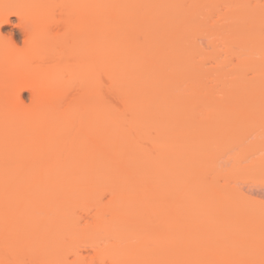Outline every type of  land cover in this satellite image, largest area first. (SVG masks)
I'll return each mask as SVG.
<instances>
[{
    "label": "rangeland",
    "instance_id": "obj_1",
    "mask_svg": "<svg viewBox=\"0 0 264 264\" xmlns=\"http://www.w3.org/2000/svg\"><path fill=\"white\" fill-rule=\"evenodd\" d=\"M116 3L108 36L121 57L112 80L100 71L86 85L91 95L80 83L59 90L77 98L76 130L113 126L112 157L95 156L79 132L57 153L12 166L30 145L15 153L17 139L4 140L11 130L0 121V264H97L113 235L137 233L146 235L137 250L155 264H196L207 253L214 262L264 264V0ZM21 98L28 106V93ZM66 103L45 110L65 115ZM103 105L122 121H88ZM36 107L33 117L44 116ZM43 134L38 144L57 138ZM201 238L228 250L211 251ZM133 253V264L146 259ZM106 256V264L118 260Z\"/></svg>",
    "mask_w": 264,
    "mask_h": 264
},
{
    "label": "bare ground",
    "instance_id": "obj_2",
    "mask_svg": "<svg viewBox=\"0 0 264 264\" xmlns=\"http://www.w3.org/2000/svg\"><path fill=\"white\" fill-rule=\"evenodd\" d=\"M118 1L119 0H0V121L7 122L11 130V135L9 134L4 140L17 139L16 146L13 149L15 153L18 147L26 143L30 145L26 153H16L17 159L13 161L11 165L15 163L14 166H23L27 161L20 159L30 155H32L33 160L36 161V158L41 159L50 152L57 153L60 146L62 147L61 144L63 142L77 139L80 136L79 132L82 137L84 136L87 138V142L81 141L82 144L94 145L96 147L95 156L102 154L108 157V160L112 157V155H109L111 153L109 152L108 145L111 144L110 139L111 135H113L111 134L113 132V126L111 125L109 128L105 126L104 130H101L99 133L94 131V128L90 126L82 132L77 127L76 130L74 128L75 126H73L74 122L71 120V115L73 116L74 113L72 104L77 98L75 99L74 96V98L72 96H67V98L65 95L61 96L59 90L62 91L60 88L63 86L68 87L80 83L85 84L84 90L86 92L90 89L87 88L86 85L94 81L93 79L100 71L106 73L109 79V76H113V74L116 73L115 69L121 56H119V50H117V48L119 49V47H117L118 45H115V48L113 46L114 43L112 44L113 41H110L111 37L108 35L110 33L109 29L112 28L113 11H117V8L119 9L120 7V3H116ZM6 26L13 28L8 34L2 35L1 29ZM112 76L110 80H112ZM92 92L90 89L86 94L91 95ZM23 93H28V106H25L22 101L21 95ZM69 97H72V99ZM59 100L61 102H59ZM66 101L68 102L66 103ZM63 102L67 104H64L65 109L63 113L65 115L62 114L60 116L56 113L51 115V113H48L50 110H45L47 107L50 108L55 104ZM33 106H38L36 108H38L39 112H41L42 109L45 110L43 114L41 113L44 116L40 115L42 118L39 115L40 119H38L39 117H33L28 110ZM93 109V111L91 110L92 115L88 117V121H94L97 117H99L98 119L100 121H122L120 116L118 117L115 113L109 111L104 105L103 107L98 106L96 109ZM31 110L33 111V109ZM39 120L43 122L53 120L51 123L55 122L53 125H49V127H47L48 129H37L35 123ZM86 120L87 118L85 117V121ZM55 127L56 129L57 127L61 128V131H59H64V133L67 132V135L65 136L63 133L56 130L60 133V135L56 136L57 132L55 131ZM42 131L45 136H50L52 133V135H54L55 133L54 138L52 135L51 136L53 139H55V136L57 137L56 140H52V142L49 141L50 143L46 144L48 149L43 148L46 146L45 144L41 145L36 142L37 136ZM101 133H104V139L102 142H96L97 136ZM36 150H38V152L34 153ZM76 154L80 155V153ZM61 155L62 154H60V157ZM65 157L71 158L72 155L69 156L68 154ZM79 158L80 161L83 160L82 164L81 162L79 163L81 166L87 164L86 160L82 157ZM78 165L75 163L73 169L76 167L78 169ZM37 179L36 177V180ZM249 217L251 219V216L247 213V216L243 219V223L248 222ZM247 234L248 230L246 231V235ZM125 235H111L112 237L115 236L114 238L116 239L114 240L116 241L112 242L114 244H111V247L106 249L107 252H105L106 250L104 249L105 251L102 250L96 253L95 258L99 260L97 264H106L103 261V259L107 257L106 255H111L113 260L115 258L118 259L115 261L111 260L110 264H133L135 261L134 259H126V257L133 252L136 253L138 258L140 256L142 258V255H144L146 259L143 260V257L142 264H155V260H152L153 258L146 254L148 252H146L145 249L143 251H138L135 245L138 241L143 240L142 238L146 237V235L141 233ZM206 236L207 234H204L205 238ZM213 239L214 238H201L199 242H197L201 244L207 242L205 240H208V248L211 251L216 248L222 252L228 250L227 247H222L221 244H217ZM244 239L246 240L247 237L245 236ZM131 240L136 243L132 242L131 244ZM174 244V242H168L165 247L171 248ZM198 244L192 241L189 243V250ZM232 244L234 243L232 242ZM243 244L245 245L244 248L248 247L247 243L243 242ZM209 255L210 253H207L205 260L196 264H225L219 261L214 262L213 260H207ZM111 258H108L109 261ZM254 261L255 259L252 257L250 260L243 259L240 264H253ZM73 264L93 263H85L80 260V262Z\"/></svg>",
    "mask_w": 264,
    "mask_h": 264
}]
</instances>
